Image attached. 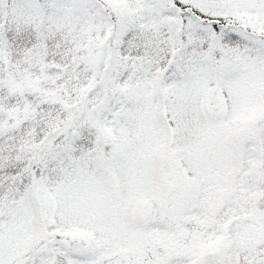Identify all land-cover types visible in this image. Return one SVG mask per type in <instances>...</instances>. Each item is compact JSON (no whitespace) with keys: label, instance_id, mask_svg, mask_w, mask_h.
<instances>
[{"label":"snow or ice","instance_id":"1","mask_svg":"<svg viewBox=\"0 0 264 264\" xmlns=\"http://www.w3.org/2000/svg\"><path fill=\"white\" fill-rule=\"evenodd\" d=\"M0 264H264V0H0Z\"/></svg>","mask_w":264,"mask_h":264}]
</instances>
